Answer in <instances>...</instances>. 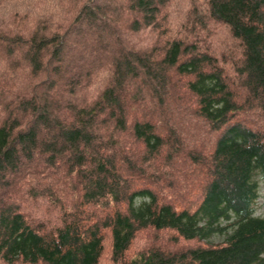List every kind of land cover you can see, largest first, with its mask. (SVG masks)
Instances as JSON below:
<instances>
[{"label":"trees","instance_id":"obj_1","mask_svg":"<svg viewBox=\"0 0 264 264\" xmlns=\"http://www.w3.org/2000/svg\"><path fill=\"white\" fill-rule=\"evenodd\" d=\"M0 12V261L99 264L108 240L113 264H264V0ZM148 228L171 246L129 256Z\"/></svg>","mask_w":264,"mask_h":264},{"label":"rangeland","instance_id":"obj_2","mask_svg":"<svg viewBox=\"0 0 264 264\" xmlns=\"http://www.w3.org/2000/svg\"><path fill=\"white\" fill-rule=\"evenodd\" d=\"M2 13V12H0ZM210 33H212L211 37L210 38V41L211 44H213V46H211L212 48H215L217 50L219 49H222L225 51V53H227L226 51H228L227 49H225V44H229L231 46H233V44H231L228 40V34L226 33V31L224 30L223 27H219L218 29L212 27V30H209ZM222 47V48H221ZM232 49V48H230ZM234 53V52H233ZM223 54V53H222ZM232 55L234 54H230L229 57H231ZM182 95V94H181ZM183 96V95H182ZM187 98V100H189V98L187 96H185ZM185 101V100H184ZM185 105L183 104V107H186L189 105L188 101L187 102H184ZM188 104V105H187ZM189 114V111L187 110L186 111V115ZM190 119V122L189 124H197L195 118L193 117H190L188 118ZM198 130V129H196ZM205 128L204 130L201 132L199 131V134H197L196 138L199 139V141H201V143H205L207 144L208 142H210V140H212L213 136H211L212 134H209L207 132H205ZM188 179V183H191L193 187V189L191 190L190 189V194L188 195L187 199H192L196 193H197V182L198 184L200 183V180H199V176L198 174H195V175H186L184 176V178L180 179V181H184L186 182V180ZM199 180V181H198ZM186 198V197H185ZM184 198V199H185ZM184 199L180 200V201H183ZM257 214L259 215H262L264 216V193L261 192V197L259 198L258 202H257V211H256ZM170 233L169 232H166V231H154V229H151V228H148L146 230H142L140 231L135 240L133 241V244L128 252L129 256H132V255H136L139 251H142V250H147L149 247H152L154 245H159L158 243H160V245L162 246H167L169 244L170 241L169 240V237H170ZM220 240H222V235L221 234H218V233H215L214 235H212V237L209 239V241H211L212 243H219ZM160 241H163V242H160ZM166 242V243H165ZM186 244H190V243H193V241L191 242H185ZM171 246V245H168V247ZM173 248H178V247H173ZM0 264H6V263H3L2 261H0ZM14 264H21V263H14ZM99 264H113L111 262V259H110V252H109V242L108 240L105 241L104 243V251H103V254L100 258V261H99Z\"/></svg>","mask_w":264,"mask_h":264}]
</instances>
